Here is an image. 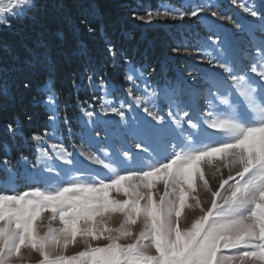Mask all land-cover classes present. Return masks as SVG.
<instances>
[{"label": "snow or ice", "instance_id": "6c2138e0", "mask_svg": "<svg viewBox=\"0 0 264 264\" xmlns=\"http://www.w3.org/2000/svg\"><path fill=\"white\" fill-rule=\"evenodd\" d=\"M239 7L258 18L264 31V7L257 10L245 0ZM36 10V0H0V27L32 19ZM205 11L157 10L139 19H182ZM209 14L240 27L231 16ZM79 26L96 32L85 16ZM213 46L217 54L204 55L219 72L203 86L188 85L185 79L150 86L144 81L155 69L145 75L126 61L125 91L151 123L143 128L129 125L133 103L114 107L107 102L101 112L120 118L126 134L137 141L134 150L108 145L81 152L98 166L85 170L75 166L76 158L63 144L45 146L55 136L45 128L31 135L34 155H19L29 170L30 186L23 191L13 187L16 176L8 155L0 157L7 173L5 190L0 191V264H264V42L247 69L227 55L220 35L214 34ZM39 48L25 49L14 59L46 67V95L34 102L46 107L51 125L68 123L67 111L59 112L55 64L44 41ZM106 50L115 59V46L109 43ZM203 50L198 47L196 54ZM75 54L87 56L86 46ZM20 70L13 64L0 71ZM87 79L92 82L93 77ZM138 81L144 82L140 94ZM101 82L107 89L103 78ZM162 94L169 100L163 114L156 108ZM192 95L206 101L201 116L187 102ZM83 114L95 122V111L85 109ZM6 127L14 134L20 129L15 121ZM154 139L163 140V152L153 146Z\"/></svg>", "mask_w": 264, "mask_h": 264}, {"label": "trees", "instance_id": "16d2710c", "mask_svg": "<svg viewBox=\"0 0 264 264\" xmlns=\"http://www.w3.org/2000/svg\"><path fill=\"white\" fill-rule=\"evenodd\" d=\"M185 1L36 0L37 10L31 14L32 19L13 22L12 28L0 27V70L13 64L22 69L15 73L0 71V157L8 155L12 161L16 176L13 187L16 191L30 186L28 167L19 160V155L23 153L30 158L34 155L32 133H42L45 128L52 133L56 129L62 135L63 142L51 143L63 144L73 154L90 162L81 155V152H95L94 145L91 147L84 139L86 126L91 124L86 121L83 110H101L106 92L117 103L116 107L127 100L129 96L125 90L128 84L123 76L130 65L126 61L131 60L133 66L145 72V75L155 69L148 79L150 86L166 87L178 79H185L188 85H206L207 79L219 72L214 64L208 63L204 50L196 54L198 47L205 49L207 42L214 40L202 22L201 14L184 18L182 22L162 20L140 27L130 20L149 11L154 12L163 4L180 7ZM218 1L220 10L216 11L222 16H231L240 25L237 27L221 20L223 28L230 31L234 44L240 41L247 46L251 44L250 30L252 37L260 38V20L239 7V0L236 4L232 0ZM258 4L259 8L264 7V0H259ZM82 16L87 17L88 23L96 28L94 34L79 26ZM72 25L77 27L73 29ZM41 41L47 44L50 62L55 64L59 112L62 115L67 111L70 116L68 123L58 120L51 125L46 107L34 102V98L42 100L46 95L42 92L48 83L46 67L43 64H21L14 59L22 57L25 49L40 51ZM109 43L115 46V59L106 50ZM81 45L86 46L87 56L75 54ZM177 48H180L179 53L175 51ZM88 76L93 77L92 82H89ZM101 78L107 84V89L102 85ZM25 83L30 86L25 88ZM137 83L142 86V82ZM196 91H200V88L197 87ZM136 94H140L138 89ZM29 116L31 120L27 119ZM14 121L20 125L15 134L6 127ZM98 127L91 130L98 132ZM109 128L105 124L103 133ZM6 183L7 173L0 166V191L5 190Z\"/></svg>", "mask_w": 264, "mask_h": 264}, {"label": "rangeland", "instance_id": "374dc122", "mask_svg": "<svg viewBox=\"0 0 264 264\" xmlns=\"http://www.w3.org/2000/svg\"><path fill=\"white\" fill-rule=\"evenodd\" d=\"M240 2V0H239ZM245 2H247V4L249 6H255V8L257 10H259V0H245ZM258 2V3H257ZM189 3H191L190 5H188ZM211 4L214 5V7L208 9L207 6ZM219 6V1L218 0H186L183 5H181L180 7H174V6H170L167 4H163L161 6H159L155 11L159 10V11H164V10H171L173 11L174 14H178L179 12L183 11V12H190L192 10H194L197 7H205L206 11L200 13L201 14V20L203 22V24L205 25V28L207 30H209L210 32V37L214 38V34H218L220 35L221 39L226 41V51H227V55L231 58L234 59L235 61H237L241 67L247 69L250 65V63L253 62V57L256 54V49L257 47L264 42V31L261 30V21L259 24V29H258V33L261 35L260 38H256L255 36L252 37V31H248L249 36L252 38L251 39V44H249L247 46V44L244 42H239L238 44H234L233 42V38L231 37L230 31L226 30L225 28H223V24L222 21L218 18L215 17H211L209 14V11H216V10H220V8H218ZM154 11V12H155ZM146 16V15H144ZM192 16H185L184 18H191ZM184 18H179L177 15V18L173 19L171 16L170 17H153L151 19V21H141L139 19V17H131L130 20L131 22H133V25L135 26H143V25H148V24H152L153 22H160L162 20H172L174 21H178V22H182ZM263 40V41H262ZM221 48L225 47V44H221L220 45ZM205 52H213L214 55H216L217 53L214 51V46H213V41L209 40L207 42V45L204 49V53ZM197 74V72L195 73ZM253 76V78H257L255 77V74H250ZM258 79V78H257ZM141 82V81H139ZM146 83H148V80L144 81ZM142 82V86H140V88L138 89V92L140 93V91L143 89V83ZM199 86H203V85H199ZM199 88V87H198ZM127 100L124 101V104L127 105L129 103H133V100L130 99L129 97L126 98ZM104 103L107 102H111L112 106L116 107L115 101L113 99H111L109 97V94L107 92V95L105 93L104 96ZM188 103H191L195 109V114L197 116H201L202 114V109L204 111L207 110L206 108V101L200 96L199 98H194L193 95L190 96L187 99ZM120 103H118V107H120ZM169 105V100L167 99V97H165L163 94L161 95L160 99L156 102V108L160 109L162 114L164 112L167 111ZM148 106L150 109L152 108V105H146ZM95 111V110H94ZM95 113L97 114L94 117V123H90V126H86L87 131H85L84 133V139L85 142L87 144H89L91 147L92 145L94 148V151H97L100 148H103L105 146L108 145H116L117 147H124L126 149L129 150H134V146L135 143L137 142L136 140H134L132 138V136L127 135L126 131H125V127L122 124V122L120 121V118L114 114L109 112L108 114H104L101 112V110L96 109ZM128 118H129V125L131 126H139L141 128L146 127L149 123H151V117H149L146 113L143 112V108L142 107H138L133 103V110L129 113H127ZM134 118V119H133ZM86 121L87 118H85ZM105 124H108L110 126L109 131H106L105 133H103L105 131H103V127H105ZM96 126L98 127V132L100 133L99 137L95 136L94 132L92 131L93 128H95ZM92 129V130H91ZM53 132H55V136L52 137L51 139L48 140V146L49 145H60V143H51V142H55V141H61L63 142V137L61 134H58L56 132V129L53 130ZM153 146L158 150L163 152V149L165 147L163 140L161 139H154L153 140ZM66 148V147H65ZM68 151H70L68 148H66ZM51 150V149H50ZM72 152V151H70ZM73 156L76 158L75 159V166L77 168H81V169H85V170H95L98 168V166L91 164L90 162H87L86 160L78 157L77 155L73 154ZM58 165H62V162L57 161L56 162ZM64 168H68L69 166L67 165H63Z\"/></svg>", "mask_w": 264, "mask_h": 264}]
</instances>
